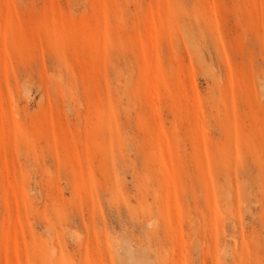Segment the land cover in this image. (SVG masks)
<instances>
[{
  "label": "rangeland",
  "instance_id": "374dc122",
  "mask_svg": "<svg viewBox=\"0 0 264 264\" xmlns=\"http://www.w3.org/2000/svg\"><path fill=\"white\" fill-rule=\"evenodd\" d=\"M264 264V0H0V264Z\"/></svg>",
  "mask_w": 264,
  "mask_h": 264
},
{
  "label": "snow or ice",
  "instance_id": "6c2138e0",
  "mask_svg": "<svg viewBox=\"0 0 264 264\" xmlns=\"http://www.w3.org/2000/svg\"><path fill=\"white\" fill-rule=\"evenodd\" d=\"M229 264H231V262H229Z\"/></svg>",
  "mask_w": 264,
  "mask_h": 264
}]
</instances>
